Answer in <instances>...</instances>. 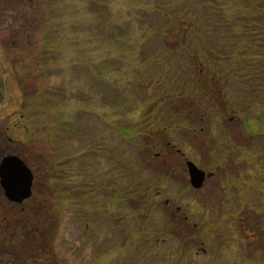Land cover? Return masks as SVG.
<instances>
[{
    "label": "rangeland",
    "instance_id": "rangeland-1",
    "mask_svg": "<svg viewBox=\"0 0 264 264\" xmlns=\"http://www.w3.org/2000/svg\"><path fill=\"white\" fill-rule=\"evenodd\" d=\"M0 1V264H264V0Z\"/></svg>",
    "mask_w": 264,
    "mask_h": 264
},
{
    "label": "water",
    "instance_id": "water-1",
    "mask_svg": "<svg viewBox=\"0 0 264 264\" xmlns=\"http://www.w3.org/2000/svg\"><path fill=\"white\" fill-rule=\"evenodd\" d=\"M191 186L199 189L206 180V172L194 162L187 161ZM34 174L31 168L17 155L5 156L0 163V185L10 202L21 204L32 196Z\"/></svg>",
    "mask_w": 264,
    "mask_h": 264
},
{
    "label": "trees",
    "instance_id": "trees-1",
    "mask_svg": "<svg viewBox=\"0 0 264 264\" xmlns=\"http://www.w3.org/2000/svg\"><path fill=\"white\" fill-rule=\"evenodd\" d=\"M108 4H110V3H108ZM229 5V4H228ZM240 7V5H238V7L237 8H239ZM242 8V7H241ZM227 13H229V12H227ZM227 16V15H226ZM225 16V17H226ZM229 17H226V19H228ZM233 19H234V17H233ZM231 20V19H230ZM132 38H133V36H132ZM131 40V39H130ZM126 41H128V40H126ZM244 56H245V54H244ZM41 109H43V108H41ZM55 124V123H54ZM51 133H49V135H50ZM58 169H64V171H67V169H66V167H59ZM69 169V168H68ZM142 187H145L144 189L143 188H141V190L138 192V194L137 195H142V196H144V197H146V199H148L149 201H151L150 199V196L152 195V193H151V190H150V188H149V186L147 185V186H145V184L142 186ZM88 194H90V195H92L91 193H88ZM114 194V197H115V199L113 200L114 202H120L121 201V203L122 202H124V203H127L131 198H133L132 197V195L133 196H135V193H128V194H126V192H124V194H122V193H120L119 191H117V192H114L113 193ZM99 196V195H98ZM119 196V197H118ZM155 196H157V194H155ZM100 198H101V196H99ZM136 197V196H135ZM84 198V197H83ZM82 198V199H83ZM150 198V199H149ZM134 199V198H133ZM128 200V201H127ZM83 201V200H82ZM154 207H155V204L154 203H152V206L149 208V209H154ZM83 208H85V205H83ZM145 218H146V222H142V223H150L151 222V218H152V216H144ZM148 218V219H147ZM122 219V218H121ZM136 221H139V220H136ZM166 226V225H165ZM164 226V227H165ZM167 226H168V223H167ZM163 227V228H164ZM150 232L151 233V229L149 228V230L148 229H146V227H145V225H143V226H140V229H139V231L138 232H134V231H132V233L130 232V230L128 229L127 231H126V236H125V239H123V242H122V246L120 247V248H117V249H113V250H111L113 253H117V252H119V253H123L124 252V254H129V255H131V253L133 252V250H134V246L137 244V239H140V242L142 243V245H145V247H144V249L142 250V248L141 247H137V250L134 252V254H133V256L134 257H136L137 259H138V262L136 263V264H148V256H147V248H149V247H151V241H150V239L151 238H156V236L157 235H159V234H162V233H164V232H156V231H152V237H149L146 233L147 232ZM163 241V240H162ZM160 242L159 241H156L155 242V244L154 243H152V245H153V248L155 249V247H157V245L159 244ZM182 246L180 245V246H178V251H177V253H175V256H174V258L173 259H176L177 257H180L181 255H183L182 253H183V251H182V248H181ZM146 250V251H145ZM190 254H191V252H190ZM183 256H185V255H183ZM189 256V254H186V258H189L188 257ZM127 263V262H126ZM173 262H172V258L171 259H169L165 264H172ZM92 264H94V263H92ZM95 264H102V262L100 261V260H98L97 259V262H95ZM128 264H131V262L130 261H128Z\"/></svg>",
    "mask_w": 264,
    "mask_h": 264
},
{
    "label": "flooded vegetation",
    "instance_id": "flooded-vegetation-1",
    "mask_svg": "<svg viewBox=\"0 0 264 264\" xmlns=\"http://www.w3.org/2000/svg\"><path fill=\"white\" fill-rule=\"evenodd\" d=\"M1 2V1H0ZM4 2V1H3ZM263 169H264V165H263V167H262ZM262 175L264 176V170H263V172H262ZM168 203V202H167ZM180 209V208H179Z\"/></svg>",
    "mask_w": 264,
    "mask_h": 264
}]
</instances>
